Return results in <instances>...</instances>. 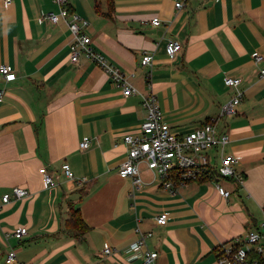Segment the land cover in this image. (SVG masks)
<instances>
[{
	"label": "crops",
	"instance_id": "crops-1",
	"mask_svg": "<svg viewBox=\"0 0 264 264\" xmlns=\"http://www.w3.org/2000/svg\"><path fill=\"white\" fill-rule=\"evenodd\" d=\"M72 0L89 25L92 46L125 72L139 94L124 96L96 64H73V34L52 0H0V202L24 188L29 196L0 211V264H218L216 247L264 223V76L253 55L264 56V0ZM159 17L160 26L153 24ZM182 45L172 60L169 41ZM152 55L151 66H143ZM227 77L241 78L242 102L220 118L235 92ZM153 92L164 121L179 136L219 118L230 137L225 153L235 156L244 183L220 179L232 192L223 198L213 182L189 183L171 195L159 177L140 165V182L119 169L147 118L143 95ZM85 138L91 146L83 148ZM69 164L75 179L66 178ZM46 167L55 186L45 188ZM82 181V182H80ZM78 210L89 231L67 226ZM168 214L166 225L157 222ZM20 226L29 234L12 236ZM146 235L142 251L129 247ZM106 246L113 250L105 256ZM14 250L18 261L7 262Z\"/></svg>",
	"mask_w": 264,
	"mask_h": 264
},
{
	"label": "built area",
	"instance_id": "built-area-1",
	"mask_svg": "<svg viewBox=\"0 0 264 264\" xmlns=\"http://www.w3.org/2000/svg\"><path fill=\"white\" fill-rule=\"evenodd\" d=\"M11 3L12 0H5ZM59 6L58 13H50L45 18L51 23L57 24L65 21L73 34V42L70 46V58L73 64L86 59L104 70L111 81L123 90L124 96L128 97L139 94V91L132 85L128 75L92 46V39L84 33L89 22L81 19L76 13L70 11L72 0H52ZM177 9L183 8V0H175ZM155 26L161 25L159 17L154 18ZM182 49L177 41H169L166 47L167 55L174 60ZM256 62L262 63L264 56L254 54ZM154 58L152 55L144 56L143 66H151ZM0 73L7 82L16 80L17 75L9 65L0 66ZM261 76H264V67L261 69ZM226 85L234 90L235 94L229 102L221 108L220 118L233 116L242 102L244 92L240 89L241 78L227 77ZM4 91H0V100ZM143 105L147 109V118L142 124V131L139 135H127L125 143L129 147L128 155L122 163L119 173L131 177L135 183L140 182V165L145 164L154 172L161 181V187L171 195H176L180 188L189 183L213 182L219 194L228 199L232 192L226 189L220 179H233L243 185L244 177L238 174L235 168L237 158L225 153V148L230 137L219 130V118H212L199 128L188 134L177 135L164 121L163 111L160 108L157 97L153 92L142 96ZM91 146L90 138H85L83 148ZM62 169L66 178L75 179L69 164H63ZM44 178L45 188L55 186V181L46 167L40 170ZM82 182V181H80ZM29 191L24 188H15L11 193L2 196L0 211L4 204L14 199H21L29 196ZM264 211V206H263ZM157 222L166 225L168 214H161ZM139 238L129 247L127 255L134 256L142 251L146 244V235L137 229ZM29 234L26 226H20L12 234L18 240H22ZM113 252L110 246H106L103 253L105 256ZM218 264H264V223L260 230H252L245 236H237L229 242L222 243L215 250ZM158 253L143 252V264H155ZM18 261L17 253L11 250L7 255L8 263Z\"/></svg>",
	"mask_w": 264,
	"mask_h": 264
},
{
	"label": "trees",
	"instance_id": "trees-1",
	"mask_svg": "<svg viewBox=\"0 0 264 264\" xmlns=\"http://www.w3.org/2000/svg\"><path fill=\"white\" fill-rule=\"evenodd\" d=\"M70 11L73 12L71 6ZM67 226L76 230L79 235H85L89 231L88 225L84 222L78 210L72 212L70 219L67 221Z\"/></svg>",
	"mask_w": 264,
	"mask_h": 264
},
{
	"label": "rangeland",
	"instance_id": "rangeland-1",
	"mask_svg": "<svg viewBox=\"0 0 264 264\" xmlns=\"http://www.w3.org/2000/svg\"><path fill=\"white\" fill-rule=\"evenodd\" d=\"M141 166H143V164Z\"/></svg>",
	"mask_w": 264,
	"mask_h": 264
}]
</instances>
